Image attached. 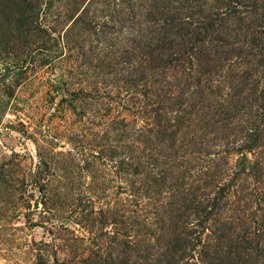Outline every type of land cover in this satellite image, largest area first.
<instances>
[{"label":"rangeland","instance_id":"rangeland-1","mask_svg":"<svg viewBox=\"0 0 264 264\" xmlns=\"http://www.w3.org/2000/svg\"><path fill=\"white\" fill-rule=\"evenodd\" d=\"M0 264H264V0H0Z\"/></svg>","mask_w":264,"mask_h":264}]
</instances>
